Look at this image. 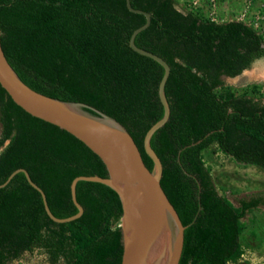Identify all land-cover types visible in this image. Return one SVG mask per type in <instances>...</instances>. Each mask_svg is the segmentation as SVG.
<instances>
[{
  "label": "trees",
  "instance_id": "trees-1",
  "mask_svg": "<svg viewBox=\"0 0 264 264\" xmlns=\"http://www.w3.org/2000/svg\"><path fill=\"white\" fill-rule=\"evenodd\" d=\"M151 16L135 45L166 61L168 122L152 136L161 186L184 226L179 264H238L246 234L264 242V192L234 206L222 196L204 160L208 150L264 172L263 84L227 85L264 61L261 37L243 23H213L190 0H130ZM126 0H0L1 46L20 80L48 97L80 103L122 124L143 150L148 129L163 116L158 85L164 70L129 46L144 25ZM0 184L25 169L43 190L54 216L77 213L70 195L75 177H106L101 160L64 130L32 117L0 86ZM200 141L199 143H197ZM197 143V144H196ZM82 216L58 224L41 195L16 174L0 188V264H27L38 253L45 264H121L122 214L109 187L79 181ZM252 214L251 227L243 220Z\"/></svg>",
  "mask_w": 264,
  "mask_h": 264
},
{
  "label": "water",
  "instance_id": "water-1",
  "mask_svg": "<svg viewBox=\"0 0 264 264\" xmlns=\"http://www.w3.org/2000/svg\"><path fill=\"white\" fill-rule=\"evenodd\" d=\"M126 6L130 12L141 14L146 19L145 24L131 34L130 48L154 60L164 70L158 85L163 116L148 129L143 139V150L152 162V169L146 167L132 136L118 121L98 111V116H93L83 110V107L90 108L88 106L48 97L23 83L8 63L0 39V86L10 99L32 117L54 125L78 139L101 160L107 171L106 177L78 176L72 180L70 195L77 213L67 218H57L52 214L43 190L31 180L25 169L13 171L0 184V188L5 187L16 174H24L29 185L41 195L47 216L53 222L63 224L80 218L84 212L76 198V185L79 181L105 185L117 194L121 205V264H179L184 231L192 223L187 226L182 224L166 196L161 186L163 166L150 144L153 134L170 117V107L165 95L170 67L161 57L135 45L136 35L148 28L151 16L147 12L132 8L130 0H126ZM7 144L8 141L0 151Z\"/></svg>",
  "mask_w": 264,
  "mask_h": 264
},
{
  "label": "rangeland",
  "instance_id": "rangeland-1",
  "mask_svg": "<svg viewBox=\"0 0 264 264\" xmlns=\"http://www.w3.org/2000/svg\"><path fill=\"white\" fill-rule=\"evenodd\" d=\"M246 0H218L220 16H233L236 12L242 10ZM263 0H254L250 8L258 12L261 9ZM227 85L235 88H241L248 84H264V61H260L254 66L244 71L235 78L224 77ZM1 128V126H0ZM204 160L209 167L212 179L219 193L226 197L234 206H238L240 199H248L252 195L264 192V172L252 167L244 166L233 162L230 158L213 150H208L204 154ZM258 218L264 216V208L254 212ZM252 214L244 218V222L251 227ZM247 247L238 264H264V242L256 243L250 235L246 234ZM23 262L27 264H45L44 257L38 253L25 255ZM16 264V263H12Z\"/></svg>",
  "mask_w": 264,
  "mask_h": 264
},
{
  "label": "built area",
  "instance_id": "built-area-1",
  "mask_svg": "<svg viewBox=\"0 0 264 264\" xmlns=\"http://www.w3.org/2000/svg\"><path fill=\"white\" fill-rule=\"evenodd\" d=\"M254 0H246L245 6L242 10L236 12L233 16H220L218 0H190V5L193 9L201 8L209 20L213 23H225L235 21L243 23L249 27H252L254 31L261 37L264 48V0L261 4V9L258 12L252 11L250 6ZM264 85V84H263ZM262 99L264 101V86L261 89Z\"/></svg>",
  "mask_w": 264,
  "mask_h": 264
}]
</instances>
